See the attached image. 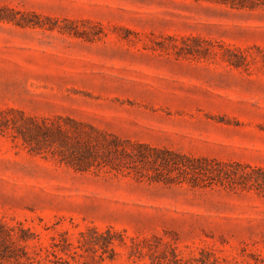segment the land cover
<instances>
[{
  "label": "rangeland",
  "instance_id": "1",
  "mask_svg": "<svg viewBox=\"0 0 264 264\" xmlns=\"http://www.w3.org/2000/svg\"><path fill=\"white\" fill-rule=\"evenodd\" d=\"M71 122L231 176L80 171ZM0 228V264H264V0H0Z\"/></svg>",
  "mask_w": 264,
  "mask_h": 264
},
{
  "label": "trees",
  "instance_id": "2",
  "mask_svg": "<svg viewBox=\"0 0 264 264\" xmlns=\"http://www.w3.org/2000/svg\"><path fill=\"white\" fill-rule=\"evenodd\" d=\"M30 123H31V127L29 128V131L30 132L33 131V133L36 134L43 135L49 133V134L61 135V132H63L64 130L60 125L49 126L45 122H43L42 125H40L35 121H30ZM71 123L72 126H74L73 128L74 130L72 129H68V130L75 139V142L72 145H70L74 155H72L71 158L72 160L69 163H71V165L73 166H76L80 171H85L90 169L91 167L101 166V165L109 166L111 169L116 170L122 165H124L126 161H130L134 163L153 162L154 164H159L160 166L163 167H168L171 169L172 168L179 169L181 167L182 168L187 167L182 163L183 161H187V162H196L200 165H206V166L215 165L218 167L217 170L200 168L201 170L198 172H201V174L204 175L210 174L215 176L216 178H230L231 176L224 170L226 168L225 165L218 162H213L204 159H199V160L187 159L178 154L155 151L154 149L148 148L140 144H132V143L123 144L120 141H116V140H112V142H110L111 143L110 146H104V144L93 142L92 138L86 132L80 130V126L77 123L75 122H71ZM20 134L24 138V132H21ZM82 140H85L86 144H83ZM98 148L103 149V152L105 150L109 159H106V157L103 158L102 155H100ZM99 159H102L105 162H99ZM247 168L251 169L250 167ZM194 171L196 170H192V173L196 174V172ZM115 236L116 233L112 229H108L105 232H99L95 229L87 230V232L81 234L82 240L79 241L80 245L78 246V248L84 251H92V252H98L99 250H102L103 254L109 253V258L113 260L115 257V251L113 249V246L117 241ZM3 237H6L7 241L13 240L12 235L10 233L4 234ZM23 241L28 242L29 240L26 238ZM123 242H124L123 240H120V243L123 244ZM71 246H72L71 244L67 243L65 246H61L62 247L61 250L65 251L67 248ZM55 247H59V246L55 245ZM24 257L26 258V260L30 261L26 252H24ZM158 264H163V263H158ZM210 264H218V262L216 259H213Z\"/></svg>",
  "mask_w": 264,
  "mask_h": 264
}]
</instances>
